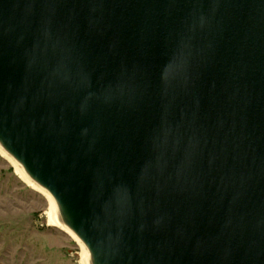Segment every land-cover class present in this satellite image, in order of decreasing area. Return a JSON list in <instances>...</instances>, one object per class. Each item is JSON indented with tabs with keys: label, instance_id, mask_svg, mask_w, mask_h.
Masks as SVG:
<instances>
[{
	"label": "water",
	"instance_id": "obj_1",
	"mask_svg": "<svg viewBox=\"0 0 264 264\" xmlns=\"http://www.w3.org/2000/svg\"><path fill=\"white\" fill-rule=\"evenodd\" d=\"M0 146L90 264H264V0H0Z\"/></svg>",
	"mask_w": 264,
	"mask_h": 264
},
{
	"label": "rangeland",
	"instance_id": "obj_2",
	"mask_svg": "<svg viewBox=\"0 0 264 264\" xmlns=\"http://www.w3.org/2000/svg\"><path fill=\"white\" fill-rule=\"evenodd\" d=\"M48 209L0 156V264H82L80 245L48 224Z\"/></svg>",
	"mask_w": 264,
	"mask_h": 264
},
{
	"label": "bare ground",
	"instance_id": "obj_3",
	"mask_svg": "<svg viewBox=\"0 0 264 264\" xmlns=\"http://www.w3.org/2000/svg\"><path fill=\"white\" fill-rule=\"evenodd\" d=\"M0 156H2L5 160L10 162V164L14 167V170L16 174L19 176V178L28 184L30 187L35 189L36 191L40 192L43 194L49 204V209H48V224L53 227H58L65 233L69 234L81 247L82 249V264H90V259H89V253L84 246V244L78 239V237L66 226L64 223L61 221L58 212H57V207L54 199L52 196L42 187L37 185L34 181L30 179V177L24 172L23 168L21 165L16 162L8 153H6L0 146ZM81 256V255H80ZM81 264V263H80Z\"/></svg>",
	"mask_w": 264,
	"mask_h": 264
}]
</instances>
